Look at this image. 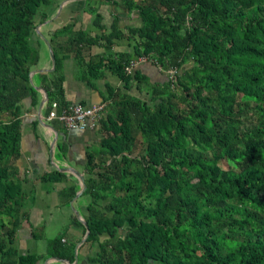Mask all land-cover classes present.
<instances>
[{"label":"trees","instance_id":"trees-1","mask_svg":"<svg viewBox=\"0 0 264 264\" xmlns=\"http://www.w3.org/2000/svg\"><path fill=\"white\" fill-rule=\"evenodd\" d=\"M57 1L0 0V264L43 258L16 248L30 224L17 162L23 102L38 103L30 74L40 51L31 43ZM86 1L95 35L71 24L51 35L56 68L40 74L46 114L54 103L59 113L69 105L60 69L71 55L86 64L89 82L110 72L125 88L137 79L140 89L148 80L128 69L141 58L169 74L151 84L150 101L111 86L104 97L103 138L87 153L81 196L88 198L90 261L264 264V0H100L114 9L109 33L98 6ZM134 16L138 25L123 24ZM124 42L132 50L113 52ZM93 47L104 53L86 63ZM70 187L62 203L80 190ZM63 236L49 243V257L72 261L75 247Z\"/></svg>","mask_w":264,"mask_h":264},{"label":"crops","instance_id":"crops-1","mask_svg":"<svg viewBox=\"0 0 264 264\" xmlns=\"http://www.w3.org/2000/svg\"><path fill=\"white\" fill-rule=\"evenodd\" d=\"M76 2L80 4L83 0H58L55 7L62 4L63 9H48V20L45 23L39 24L36 28V36L33 38L31 45L40 51V61L32 70L34 74L30 82L31 85L37 88H43L44 85L40 80V74L52 68L50 66L52 64L50 49L42 38V35L50 41L51 35L55 31L70 24L73 25V31H88L91 35L97 33V30L92 25L93 16L89 14L90 9H74L71 7L66 9L69 3L73 4L74 7ZM85 2L84 0V4ZM99 5L102 6L104 4L98 0L95 6L99 8ZM98 10L102 16V24L106 26L108 33L111 32L114 9ZM125 20L127 19L123 17L124 22ZM137 21H139L138 17L134 16V19L129 23L132 25ZM121 25L123 26L122 23ZM53 27H56V29H53ZM37 29H39L41 35L37 32ZM59 40L61 41V39ZM130 50H132V47L125 43L121 47H115L113 52ZM99 53H104V49L93 47L90 52L85 53L86 63ZM80 67L84 71L80 70ZM128 71L133 75H136L138 72L141 73L151 84H164L167 82V75H169L157 64L144 58L133 62ZM86 74V64H78L74 55H71L63 62L60 75L64 78V96L69 105L82 104L90 107L102 104L105 105L106 110L107 103L104 102V97L109 94V86L115 89H124L122 91L123 94L127 93L150 101L149 90H143V87L139 89L137 79L129 88H125L119 76L110 72L106 73L105 78L92 82H89V79L85 76ZM141 79L144 80V78ZM37 88H35L38 91L37 105H32L31 98L23 102L22 156L17 162V170L20 178L26 180L24 184L26 197L23 211L29 213L30 224H26L19 231L16 248L20 255H41L43 258L37 264H93L90 258L94 255L95 249L90 244H86L87 240L84 241L86 236L84 231L85 225L75 213L78 211L80 216L86 220L88 198L80 197L77 201L72 200L69 204H66L67 199H65V203L60 201V194L61 191L65 193L66 190L70 189L71 185L80 187V181L75 177V173L86 177L87 153L89 149L99 146L102 141L103 135L99 129L101 128L102 119L106 116V111H103V118L96 130H68L63 124L46 119L48 116L46 114L48 100L43 105L44 92ZM40 120L44 121L45 124L40 122ZM64 145L67 147L65 148L66 153L62 152V147H65ZM53 171L66 175L64 180L45 186V182L41 180V176ZM53 206H56L61 212L60 222L66 221L61 225L56 235L55 233L50 234L52 231L50 229L51 226H49L50 215H54ZM72 206L74 209H72ZM41 231H50V233L42 237L44 234H40ZM63 233V237L66 240L65 244L75 247V257L72 261L49 257L51 256L49 243ZM76 258H78V262H76Z\"/></svg>","mask_w":264,"mask_h":264},{"label":"built area","instance_id":"built-area-1","mask_svg":"<svg viewBox=\"0 0 264 264\" xmlns=\"http://www.w3.org/2000/svg\"><path fill=\"white\" fill-rule=\"evenodd\" d=\"M176 72L170 73L171 78ZM58 103L53 104V110L46 117L48 121L58 120L68 130H96L103 118L105 105H93L90 107L82 104H70L58 112Z\"/></svg>","mask_w":264,"mask_h":264},{"label":"rangeland","instance_id":"rangeland-1","mask_svg":"<svg viewBox=\"0 0 264 264\" xmlns=\"http://www.w3.org/2000/svg\"><path fill=\"white\" fill-rule=\"evenodd\" d=\"M86 1V0H85ZM92 2H93V4L94 5H96L97 3H98V0H92ZM59 5L55 8V9H59ZM67 8L66 9H69L68 7H71V8H74V9H87L88 8V5H87V1L85 2V4H84V0H83V2H81L80 4L78 3V2H76V4L74 5V7H73V4H68L67 6H66ZM89 7H90V5H89ZM53 9V8H52ZM99 9H111V7L110 6H106V5H99ZM98 12H99V10H98ZM131 23V21H127V20H125V22L123 21V24L125 23V24H130ZM139 23V21H137L136 23H135V25H137ZM52 26H56V25H52ZM53 29H56V27H53ZM50 66H52V64L50 65ZM51 69V68H50ZM80 70H82V71H84V69L82 68V67H80ZM54 73V72H53ZM52 73V74H53ZM150 86H151V83H148V82H144V84L141 86V87H143L144 89L143 90H149L150 89ZM124 89H122L121 91H123ZM146 92V91H145ZM97 147H99V146H97ZM96 147V148H97ZM100 148V147H99ZM53 172H56V171H53ZM44 185L46 186V185H48V184H46V183H44ZM31 197H33V196H31ZM34 197H35V195H34ZM60 201H62V199L60 200ZM71 208V207H70ZM52 209H53V211H54V215H50V225L49 226H51V233H50V231H45V232H40V234H44L42 237H44L47 233H50V234H54L55 233V235L57 234V232L60 230V227H61V225L63 224V223H65L66 221H61L60 222V218H61V212H60V210L59 209H57V207L56 206H53L52 207ZM72 209H74V207L72 206ZM4 220H9V218H4ZM42 239V238H41ZM40 242V241H39ZM45 242V241H44Z\"/></svg>","mask_w":264,"mask_h":264},{"label":"water","instance_id":"water-1","mask_svg":"<svg viewBox=\"0 0 264 264\" xmlns=\"http://www.w3.org/2000/svg\"><path fill=\"white\" fill-rule=\"evenodd\" d=\"M59 9H63V5L61 4V6H60V8ZM49 22V21H48ZM37 32L40 34V32H39V29H37ZM41 35V34H40ZM42 38L44 39V41L46 42V44L48 45V47H49V49H50V54H51V61H52V68L50 69V70H46L45 72H51V71H54L55 70V68H56V58H55V54H54V50H53V48H52V45L50 44V42L46 39V38H44V36L42 35ZM42 71V70H41ZM41 71H38V72H41ZM33 74H34V72H32L31 73V75H30V80L32 81V77H33ZM35 88H37L36 86H34ZM38 90H42L43 92H44V95H45V97H44V99H43V105H44V103H46L47 102V100H48V93H47V91L44 89V88H37ZM40 122H42V123H44L45 124V122L44 121H41L40 120ZM69 172V171H68ZM75 173V172H74ZM75 177H77L78 179H79V181H80V190H79V192L77 193V195H76V197L73 199V201H77L82 195H83V193L87 190V184H86V179H85V176L84 175H82V174H79V173H75ZM76 213V215L78 216V217H80V219H81V221L83 222V224L85 225V227H86V236H85V239H84V241L85 240H87L88 239V237H89V235H90V230H89V227H88V224H87V221L83 218V217H81L80 216V213L78 212V211H76L75 212ZM77 257V256H76ZM76 262H78V258H76Z\"/></svg>","mask_w":264,"mask_h":264}]
</instances>
